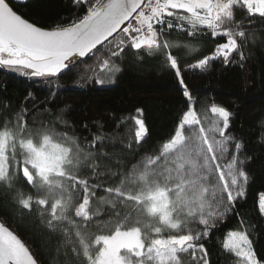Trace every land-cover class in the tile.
Wrapping results in <instances>:
<instances>
[{
    "label": "snow or ice",
    "instance_id": "6c2138e0",
    "mask_svg": "<svg viewBox=\"0 0 264 264\" xmlns=\"http://www.w3.org/2000/svg\"><path fill=\"white\" fill-rule=\"evenodd\" d=\"M73 4L82 9V16L62 18L53 27L44 28L18 14L11 0H0V67L24 77L53 78L72 71L86 57H97V74L92 80L103 86L106 79L111 81L122 71L116 61L126 50L138 55L143 49L149 56L158 53L165 58L188 101L187 110L178 117L157 155L145 154L130 168L117 159L116 169L109 167L106 173L97 170V154L73 138L60 134L62 142L54 141L55 128L49 126L52 122H41L33 132L18 114L0 130V183L15 190L22 171L36 196L16 191V201L24 209L35 204L40 206L38 211H48L45 219L49 228L66 232L62 222L72 224L87 264H185L183 254L194 264H209L201 241L247 195L249 176L240 155L243 145L228 132L233 114L223 106L211 104L215 118L204 126L192 106L181 61L171 51L189 45H174L164 37L180 29L192 38L209 33L213 39L224 38L210 55L188 64L185 70H204L215 60L225 66L241 63L246 59L241 43L247 33L243 19L235 20L236 9L264 18V0H73ZM102 50L106 58L99 60L97 53ZM232 53H239V61L231 59ZM137 113L135 142L141 145L147 127L139 118L142 110ZM56 121L67 123L63 114L57 115ZM100 140L96 137L93 147ZM85 170H91L90 175H84ZM105 175L119 183L106 186L100 179ZM98 189L104 194L97 195ZM94 198L95 209L91 207ZM101 205L109 206L115 227L110 234L95 236L98 248L93 251L81 228H87L93 217L100 215ZM130 206L139 217L148 218L143 228L140 218L130 225L132 214L121 211ZM257 206L264 216V193L259 194ZM73 212L80 224L71 218ZM101 223L97 221V225ZM106 223H112L111 218ZM152 233L156 237L167 235L155 238ZM222 247L234 255L235 264H264L257 258L246 229L228 232ZM72 250L79 255L75 244ZM0 264H39L3 223Z\"/></svg>",
    "mask_w": 264,
    "mask_h": 264
},
{
    "label": "trees",
    "instance_id": "16d2710c",
    "mask_svg": "<svg viewBox=\"0 0 264 264\" xmlns=\"http://www.w3.org/2000/svg\"><path fill=\"white\" fill-rule=\"evenodd\" d=\"M11 4L18 14L44 28L53 27L62 18L83 15L73 0H11ZM242 19L247 38L242 43L238 41L246 57L241 63L225 66L222 61L215 60L204 70H185L188 64L210 55L224 38L213 39L210 33L192 38L180 29L171 30L164 37L174 45H189L174 47L171 51L181 61L182 75L198 115L208 111L213 102L225 107L233 114L228 132L243 145L240 155L245 159L244 170L249 176L247 195L237 202L235 211L229 212L201 241L207 249L209 264H235L234 255L223 249V241L228 232L245 229L257 258L264 261V216L257 206L259 194L264 193V18L247 16L245 10L237 7L235 20ZM97 56L99 60L106 58L103 50ZM231 59L239 61V53H232ZM97 63V57H86L84 63L72 71L53 78L24 77L0 67V130L6 121L14 122L18 114L23 115L28 129L35 131L41 122L45 125L52 122L49 126H54L56 137L66 134L85 150L94 151L97 170L105 173L109 167L116 169L114 161L117 159H122L130 168L145 154L157 155L173 132L178 117L187 110L188 101L174 71L158 53L149 56L142 49L137 55L126 50L116 61L122 71L115 83L101 86L92 80L97 74ZM138 109L142 110L139 118L147 127V137L141 145L135 142ZM60 114L64 115L66 124L56 121ZM96 137L101 140L93 147ZM90 172L85 170L83 174L90 175ZM100 179L106 186L119 183L107 175ZM14 189L0 183V222L25 243L39 264H87L78 244L80 237L75 235L76 228L72 224L62 222L66 232L49 228L45 219L48 211H38L40 206L35 204L31 209H24L16 201V191L36 196L23 179L22 171ZM103 194L102 190H97V195ZM91 207H97L95 198ZM121 211L132 214L130 225L140 218L143 228L148 221L146 216L139 217L131 206ZM71 218L80 224L74 212ZM110 218L112 223H106ZM242 220L245 221L243 225ZM97 221L102 223L97 225ZM114 227L115 217L111 216L109 206L101 205L100 215L93 217L90 225L81 231L95 251L98 248L95 236L110 234ZM152 235L165 238L167 233L163 237ZM73 244L79 255L73 252ZM183 255L185 264H194L190 256Z\"/></svg>",
    "mask_w": 264,
    "mask_h": 264
},
{
    "label": "rangeland",
    "instance_id": "374dc122",
    "mask_svg": "<svg viewBox=\"0 0 264 264\" xmlns=\"http://www.w3.org/2000/svg\"><path fill=\"white\" fill-rule=\"evenodd\" d=\"M13 1H15V2H25V1H27V0H13ZM118 75H119V73H118L116 76H114L113 79H112L111 81H108V80L106 79L105 84H106V85H109V84H113V83H115V81H116ZM200 114H201V115H198V117L201 118L202 123L204 124L205 127H207V126L210 124V122L215 118L214 115L210 112V108H209L208 111H207V110L202 111ZM136 127H137V126H136ZM29 130H30V131H33V132L35 131L33 128H31V129H29ZM53 139H54V141H56V142H62L61 136L56 137V135H54ZM232 151H233L232 145H229V153H232Z\"/></svg>",
    "mask_w": 264,
    "mask_h": 264
},
{
    "label": "water",
    "instance_id": "95a60500",
    "mask_svg": "<svg viewBox=\"0 0 264 264\" xmlns=\"http://www.w3.org/2000/svg\"><path fill=\"white\" fill-rule=\"evenodd\" d=\"M85 59V58H84ZM1 223V222H0ZM22 241V240H21ZM23 242V241H22ZM24 243V242H23Z\"/></svg>",
    "mask_w": 264,
    "mask_h": 264
}]
</instances>
